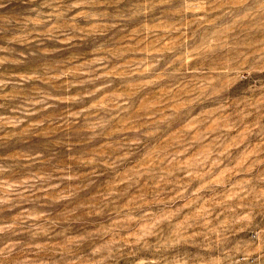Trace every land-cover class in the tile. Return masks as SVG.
Instances as JSON below:
<instances>
[{
	"label": "rangeland",
	"instance_id": "obj_1",
	"mask_svg": "<svg viewBox=\"0 0 264 264\" xmlns=\"http://www.w3.org/2000/svg\"><path fill=\"white\" fill-rule=\"evenodd\" d=\"M0 264H264V0H0Z\"/></svg>",
	"mask_w": 264,
	"mask_h": 264
}]
</instances>
